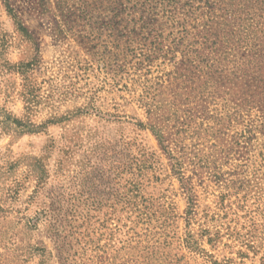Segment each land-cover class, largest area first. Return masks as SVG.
I'll list each match as a JSON object with an SVG mask.
<instances>
[{
	"label": "rangeland",
	"instance_id": "rangeland-1",
	"mask_svg": "<svg viewBox=\"0 0 264 264\" xmlns=\"http://www.w3.org/2000/svg\"><path fill=\"white\" fill-rule=\"evenodd\" d=\"M263 14L259 0H0V264H38L28 244L75 264L84 243L113 264H264L261 218L255 234L199 218L251 176L264 138L262 76L237 70L257 49L240 24ZM227 76L247 83L240 106ZM201 227L222 239L192 250ZM248 242L259 252L241 256Z\"/></svg>",
	"mask_w": 264,
	"mask_h": 264
},
{
	"label": "trees",
	"instance_id": "trees-1",
	"mask_svg": "<svg viewBox=\"0 0 264 264\" xmlns=\"http://www.w3.org/2000/svg\"><path fill=\"white\" fill-rule=\"evenodd\" d=\"M260 4H264V0H259ZM8 4V3H7ZM261 17L264 18V14L261 15ZM241 32H245L247 34V40L245 41V45H256V51H242L239 52L241 54L242 62L237 67V70L240 69L242 74L249 73L250 70L255 71L259 70V74L262 76V81L264 84V24L262 25L260 22H252L249 24H244L243 26L240 24ZM241 51V50H239ZM254 58L253 64L251 65L250 59ZM234 79V80H233ZM233 80V82H231ZM237 80L236 77L233 76V78H230L227 76V83L232 84L233 93L237 95V98H234V102L237 104V106H240L243 104L244 95L247 93V83L241 82V80ZM229 88V86L227 87ZM229 94V92L227 91ZM17 121V120H16ZM48 120H45L41 123L45 124ZM49 122V121H48ZM153 134L156 136L159 142V149L161 152L169 153L167 152V149L164 145V128L159 122H154L147 124ZM146 127V125H143ZM262 128H264V122L262 123ZM30 131V130H29ZM247 132L249 133L250 130L248 129ZM262 135L264 136V129L261 130ZM260 148H258L256 160L250 169V177L247 179H242L240 181V187L234 186L232 189L225 190L222 192H219L216 194L214 200H213V208H210L208 205H204L201 209V215L200 219H203L204 223H209L211 226L214 225L216 222L221 221L223 222H230V221H241L249 223L251 227V231L255 234L257 229V218H261L262 221L260 222L261 225L264 227V138L259 143ZM160 157V156H159ZM168 166H170V172H167ZM164 170L166 171V177H172L174 174L178 173L181 175V163L179 162H172L171 165L163 164ZM186 188V187H185ZM239 188L244 189L245 192L242 194H239ZM227 189V188H225ZM187 192V205L185 208V216L186 220L189 223L194 215V207L196 205V201L193 197V194L186 190ZM249 199H252L253 203H256L255 209H250L247 206V202ZM156 201L159 209L161 211H165L167 207L165 206V200L163 195L159 194L157 198H154ZM174 209V206H172ZM171 208V205H170ZM216 210V211H214ZM233 217V218H232ZM180 218V214L177 212L174 213L173 210V221L175 223H178L177 221ZM146 219H150V216H146ZM36 221V220H35ZM148 221V220H146ZM26 223V222H25ZM22 224L23 230H30L32 228H35L37 225V221L33 225H27ZM178 226V225H177ZM231 227L228 228V233L232 235H237L235 238H239L238 234L235 231H230ZM222 234L219 230L211 231L208 227H201L200 232L196 235H193L191 233H188L182 240L185 241L188 247L192 250L198 249V244L200 241L205 240L207 243H209L212 246H215L220 242L222 239ZM176 242L179 243L181 240L179 236H176L175 238ZM254 243H247L243 245V248L238 251V253L241 256H246L249 254V252H252L254 254H257L259 252V248H257ZM180 245V243H179ZM31 252L34 253V255H38V264H46L50 258L52 257V250H47L44 246H37L28 244L27 245ZM178 248V245H177ZM89 247L88 244L84 243L81 247V251L77 255V260L75 261V264H113L114 262L106 259L105 257L101 256H95L91 255V252L88 253ZM61 254H58L57 259L54 263L57 264H67L65 262V256H63L62 252ZM264 253V252H263ZM76 255V254H75ZM95 257V258H94ZM48 258V259H47ZM180 257L177 256V254H174L173 256L166 255L159 264H179ZM53 263V264H54ZM140 264V260H125V263L121 264ZM147 264H153V261H148Z\"/></svg>",
	"mask_w": 264,
	"mask_h": 264
}]
</instances>
